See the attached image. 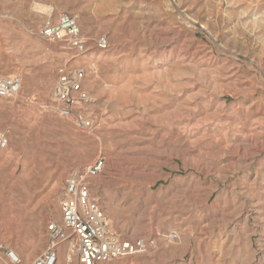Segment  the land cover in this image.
Returning a JSON list of instances; mask_svg holds the SVG:
<instances>
[{"label": "rangeland", "instance_id": "1", "mask_svg": "<svg viewBox=\"0 0 264 264\" xmlns=\"http://www.w3.org/2000/svg\"><path fill=\"white\" fill-rule=\"evenodd\" d=\"M59 12L85 54L41 37ZM67 61L87 74L88 131L53 109ZM0 73L21 78L0 98V244L21 264L60 221L65 177L99 156L110 229L154 245L98 264H264V0H0Z\"/></svg>", "mask_w": 264, "mask_h": 264}, {"label": "built area", "instance_id": "2", "mask_svg": "<svg viewBox=\"0 0 264 264\" xmlns=\"http://www.w3.org/2000/svg\"><path fill=\"white\" fill-rule=\"evenodd\" d=\"M39 33L46 40L60 42L72 52L73 57L88 51V39L81 32L78 15L75 13L59 12L46 20ZM94 42L100 50L108 47L107 36H99ZM92 68L94 71L93 64ZM86 75L83 67L67 61L59 66L53 87V109L61 117L70 119L81 131L91 130L94 126L93 119L83 111V107L92 101L84 89ZM20 88V76L0 73V98L11 99ZM8 145V132L0 127V149H6ZM105 163V158L99 156L80 171L65 177L59 204L60 221L48 223L46 247L32 264H56L58 249L62 244H66L69 249L68 259L74 255L80 264H98L140 254L154 245V241L149 238H123L110 229L105 210L91 191V180L103 172ZM0 255L6 264L22 263L13 249L2 244Z\"/></svg>", "mask_w": 264, "mask_h": 264}, {"label": "bare ground", "instance_id": "3", "mask_svg": "<svg viewBox=\"0 0 264 264\" xmlns=\"http://www.w3.org/2000/svg\"><path fill=\"white\" fill-rule=\"evenodd\" d=\"M67 258H68V254H67Z\"/></svg>", "mask_w": 264, "mask_h": 264}]
</instances>
